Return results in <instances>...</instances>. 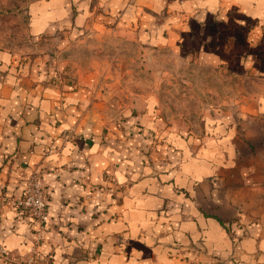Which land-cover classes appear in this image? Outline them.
Listing matches in <instances>:
<instances>
[{"label":"crops","instance_id":"crops-1","mask_svg":"<svg viewBox=\"0 0 264 264\" xmlns=\"http://www.w3.org/2000/svg\"><path fill=\"white\" fill-rule=\"evenodd\" d=\"M109 1L144 39L252 75L260 94L250 110L209 116L198 134L139 116L155 138L142 153L132 140L143 134L124 142L116 126L99 125L92 88L63 97L0 51V245L12 258L0 264H25L30 250L34 264H264V0ZM53 10L44 7L34 31ZM73 123L88 145L62 144ZM104 170L117 180L113 194ZM36 171L49 217L38 246L15 205Z\"/></svg>","mask_w":264,"mask_h":264},{"label":"rangeland","instance_id":"rangeland-1","mask_svg":"<svg viewBox=\"0 0 264 264\" xmlns=\"http://www.w3.org/2000/svg\"><path fill=\"white\" fill-rule=\"evenodd\" d=\"M49 3L56 8L53 18L46 29L34 31V19L45 13ZM111 3L0 0V51L12 53L22 66L33 67L41 81L63 97L80 87L92 88L99 125L106 129L116 126L124 142H130L135 133L143 134L145 142L140 137L132 140L142 153L151 149L155 138L145 134L144 126L136 120L139 116L146 114L155 122L160 119V130L198 134L209 116L222 112L237 115L252 108L261 87L252 75L195 62L176 55L170 45L144 39L138 29L124 26L129 17L121 7L111 12ZM91 97L92 92L86 94V102ZM60 137L64 146L69 141L86 146L90 139L76 134L74 123ZM33 174L44 189L40 172ZM103 178L107 193L119 189L112 173L104 170ZM48 224L49 218L40 232L34 225L37 246ZM28 254L25 264H34L35 251Z\"/></svg>","mask_w":264,"mask_h":264},{"label":"built area","instance_id":"built-area-1","mask_svg":"<svg viewBox=\"0 0 264 264\" xmlns=\"http://www.w3.org/2000/svg\"><path fill=\"white\" fill-rule=\"evenodd\" d=\"M15 205L19 206L28 220L36 226V231H42L43 226L46 225L49 217L47 214L43 186L41 181H39L34 174H31L26 179L22 196L15 202ZM0 259L3 262H10L12 260L8 251L1 245Z\"/></svg>","mask_w":264,"mask_h":264}]
</instances>
